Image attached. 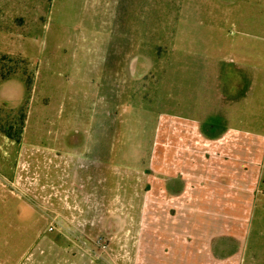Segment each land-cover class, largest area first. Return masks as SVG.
<instances>
[{
	"label": "rangeland",
	"instance_id": "374dc122",
	"mask_svg": "<svg viewBox=\"0 0 264 264\" xmlns=\"http://www.w3.org/2000/svg\"><path fill=\"white\" fill-rule=\"evenodd\" d=\"M214 91L262 156L241 233L213 252L264 264V0H0V264H144L161 118Z\"/></svg>",
	"mask_w": 264,
	"mask_h": 264
},
{
	"label": "crops",
	"instance_id": "0c3cea01",
	"mask_svg": "<svg viewBox=\"0 0 264 264\" xmlns=\"http://www.w3.org/2000/svg\"><path fill=\"white\" fill-rule=\"evenodd\" d=\"M210 97L191 118H161L141 204L150 238L144 264L233 262L215 257L213 241L246 223L261 185L262 142L229 123L240 105L215 91Z\"/></svg>",
	"mask_w": 264,
	"mask_h": 264
},
{
	"label": "flooded vegetation",
	"instance_id": "af4514ba",
	"mask_svg": "<svg viewBox=\"0 0 264 264\" xmlns=\"http://www.w3.org/2000/svg\"><path fill=\"white\" fill-rule=\"evenodd\" d=\"M149 165V166H148ZM144 172H145V175H148L151 173V170H150V163L147 164V166L144 168ZM106 228L107 229H112V226L110 225V223L108 222L106 224ZM49 232H52L53 231V228L52 227H49L48 228ZM96 244H99V240L96 241Z\"/></svg>",
	"mask_w": 264,
	"mask_h": 264
},
{
	"label": "built area",
	"instance_id": "2783aa9c",
	"mask_svg": "<svg viewBox=\"0 0 264 264\" xmlns=\"http://www.w3.org/2000/svg\"><path fill=\"white\" fill-rule=\"evenodd\" d=\"M103 245H104V243H103ZM103 245H102V247H104Z\"/></svg>",
	"mask_w": 264,
	"mask_h": 264
}]
</instances>
